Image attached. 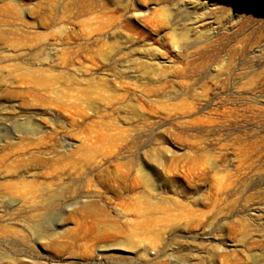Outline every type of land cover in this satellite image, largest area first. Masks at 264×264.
<instances>
[{
    "label": "rangeland",
    "instance_id": "obj_1",
    "mask_svg": "<svg viewBox=\"0 0 264 264\" xmlns=\"http://www.w3.org/2000/svg\"><path fill=\"white\" fill-rule=\"evenodd\" d=\"M251 241L264 0H0V264H252Z\"/></svg>",
    "mask_w": 264,
    "mask_h": 264
},
{
    "label": "bare ground",
    "instance_id": "obj_2",
    "mask_svg": "<svg viewBox=\"0 0 264 264\" xmlns=\"http://www.w3.org/2000/svg\"><path fill=\"white\" fill-rule=\"evenodd\" d=\"M250 110L253 112L255 110V103L253 100L249 101ZM262 244L257 241H251L249 245V252H251V263L252 264H264V257L256 256L252 252L257 248L261 247Z\"/></svg>",
    "mask_w": 264,
    "mask_h": 264
}]
</instances>
